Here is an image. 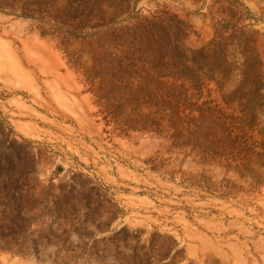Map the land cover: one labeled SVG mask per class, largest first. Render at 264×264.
<instances>
[{
	"label": "rangeland",
	"instance_id": "374dc122",
	"mask_svg": "<svg viewBox=\"0 0 264 264\" xmlns=\"http://www.w3.org/2000/svg\"><path fill=\"white\" fill-rule=\"evenodd\" d=\"M151 17L185 53L222 34L227 91L257 54L264 97V0H0V264H264V183L112 131L71 65Z\"/></svg>",
	"mask_w": 264,
	"mask_h": 264
},
{
	"label": "trees",
	"instance_id": "16d2710c",
	"mask_svg": "<svg viewBox=\"0 0 264 264\" xmlns=\"http://www.w3.org/2000/svg\"><path fill=\"white\" fill-rule=\"evenodd\" d=\"M135 20V25L89 43L85 63L70 58L105 126L123 135L161 136L185 158L223 167L255 186L263 184L264 97L257 54L250 58L255 64L240 66L239 82L227 91L234 70L222 34L185 53L155 38L159 18ZM112 23L102 21L104 26ZM212 85L219 102L210 99Z\"/></svg>",
	"mask_w": 264,
	"mask_h": 264
},
{
	"label": "crops",
	"instance_id": "0c3cea01",
	"mask_svg": "<svg viewBox=\"0 0 264 264\" xmlns=\"http://www.w3.org/2000/svg\"><path fill=\"white\" fill-rule=\"evenodd\" d=\"M204 236H206L207 238L209 237V235L207 233H201V234L197 233L196 239H203ZM231 236H233V235H231Z\"/></svg>",
	"mask_w": 264,
	"mask_h": 264
}]
</instances>
